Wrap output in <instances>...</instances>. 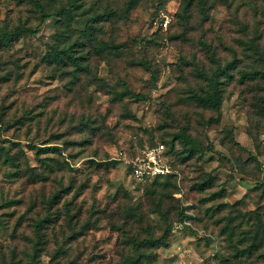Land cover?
<instances>
[{
	"label": "rangeland",
	"instance_id": "374dc122",
	"mask_svg": "<svg viewBox=\"0 0 264 264\" xmlns=\"http://www.w3.org/2000/svg\"><path fill=\"white\" fill-rule=\"evenodd\" d=\"M40 1L53 15L39 33L0 45V264H126L133 254L123 244L128 234L114 230L106 216L118 211L119 195L139 203L146 201L147 188L163 186L174 192L179 209L191 208L183 220L176 211L169 220L147 215L144 236L145 229L162 236L173 227L156 264H264V250L253 257L241 251L250 245L255 224L264 225V0H193L186 16L184 0H78L81 18L113 11L100 24L101 39L116 44L118 54L76 46L71 58H80V66L70 59L61 69L46 56L62 39L57 12L68 0ZM79 20L69 41L84 28ZM39 21L31 2L0 0V32ZM229 62L237 67L222 85L221 111L199 106L191 95L208 86L197 67ZM72 81L77 83L69 89ZM114 89L143 98L117 100ZM186 127L184 146L175 137ZM172 140L174 178L152 186L132 179V155L156 142L171 147ZM45 146H60L62 153L38 155ZM188 148L195 153L184 161ZM45 157L69 167L49 173ZM30 168L49 180L34 182ZM209 177L213 185L200 191ZM58 180L76 186L64 200L82 206L85 218L95 211L94 218L102 219L77 241L51 224L47 243L40 244L35 223L45 211L43 193L59 188ZM221 190V197L208 200ZM223 203L227 207L216 213ZM222 218L236 236L224 232L225 222H217Z\"/></svg>",
	"mask_w": 264,
	"mask_h": 264
},
{
	"label": "trees",
	"instance_id": "16d2710c",
	"mask_svg": "<svg viewBox=\"0 0 264 264\" xmlns=\"http://www.w3.org/2000/svg\"><path fill=\"white\" fill-rule=\"evenodd\" d=\"M19 3H26L31 2L35 8L40 12V21L36 27L26 26V25H19L12 30H4L0 32V45L2 44H10L14 40L19 39L24 34H31L37 35L40 31L41 25H43L48 19H50L53 13L49 12L45 9V4H43L40 0H17ZM78 0L72 1V3L68 0L67 3H62L60 6L59 11L57 12V16L60 17L61 26L64 28V31L60 32L59 36L62 38L60 39L59 43L53 46V50L49 52L46 56V61L48 63H56L59 69L62 68L63 64H67L72 55H74L75 47L82 46L86 47V49L92 51L94 49L96 54L105 53L107 56L109 55H117L118 46L114 43L107 42L102 40V31L103 26L100 24L102 21L110 20L111 17L114 15L113 11L107 10L104 12L95 11L92 14L91 18H81L78 15V11L84 7L82 4L77 3ZM207 1V0H202ZM131 3H134L132 1ZM206 3V2H205ZM184 13L185 16L189 15L188 13L191 10V6L193 5V0H184ZM91 10L93 8H90ZM81 19L84 23V28L78 29L76 39L74 41H69L72 32L76 27L72 28V24L74 22H78ZM81 21V22H82ZM68 38V40H65ZM64 45V46H63ZM63 46V47H62ZM116 51V52H114ZM209 51H213L209 48ZM214 57V54H210ZM84 58V57H83ZM214 59V58H213ZM212 61L216 64V60ZM182 61L187 64L185 58H182ZM74 65L80 66L81 59L74 58L73 59ZM72 62V63H73ZM143 65L147 66V63L144 62ZM213 66L209 67L207 70V64H203L202 68H198V75L203 77L207 80L208 88H204L199 91H195L191 95V99L199 104V106L208 108L210 110H214L216 112L221 111V104L223 99V84L226 83L230 78H233L232 71L236 68L235 62H229L226 65H222L219 63L217 68H212ZM79 71L75 67V71L72 72L74 79L77 81L80 77V74L77 72ZM76 81H72L70 83L72 89L73 86L77 83ZM112 92L114 93V99H122L125 95H132L138 99H142L143 95L139 93H135L129 89H125L123 92H118L116 89ZM213 120V118H212ZM210 120V121H212ZM180 138L183 141V145L186 146L187 144V127L183 128L179 133L176 134L175 139ZM175 140H172L171 147L163 142H156L150 144L151 146L156 145L158 143H163L167 146V153L170 155L174 150ZM188 154L183 158V160H188L192 158L193 154L195 153L194 149H187ZM41 152H51V153H62V148L60 146H45L40 147L37 150L38 155ZM42 165L47 169L49 173H53L56 170H62L64 167H69V163L65 160L54 159L52 157H45L41 158ZM173 164V163H172ZM31 175L34 177V182L38 181H46L49 180L50 175L43 172H35L30 168ZM176 174H169L166 176H160L155 178L152 181H145L143 184L154 185L159 183L161 179L165 178L168 181L175 177ZM60 186L52 191L49 196L43 193V202L45 204V211L44 213H40L39 217L35 223V233L38 239V243L45 244L47 243V237L49 233V227L51 224L57 225L62 233H66L68 241H77L82 235H85L88 230L97 229L100 225V221L102 217L98 216V218H94L96 216L95 211H90L88 217L83 216V207L78 205L77 202L74 200H64L69 194L72 193L73 189L76 187L74 184L70 183L68 186L64 185L63 180H58ZM73 182V181H72ZM213 185L212 178H206L203 183L199 184V190L204 191L208 187ZM263 187L264 190V183L260 185ZM149 188H153L154 190H149ZM146 189V201L133 203L129 198L128 195H119L122 199H120V203H118V211L106 216L109 219V223L112 228L116 231L121 232L122 234L126 235L123 244L126 246L131 247L133 250L132 256H128L126 259V264H156L157 258L159 257L158 249L162 246L168 245V238L173 230L172 224L168 225L166 232L162 236H156L155 233L150 230L145 229L147 235H142L141 230L144 229L143 223L146 220L148 214L151 213H158L167 220L170 219L171 214L175 211L177 212V218L180 220L186 219L188 215H186V211L191 207H186L179 209L176 205L175 199L173 194L174 192L170 191L169 186H163L161 189L149 187ZM220 195V196H219ZM223 195V190L219 191L217 194H214L208 200H214L217 197H221ZM178 201V200H177ZM228 204L223 203L215 207V212L221 211L223 208L225 209ZM208 211L211 209L208 208ZM88 213V211H87ZM103 214H106V210H103ZM252 214H256L252 212ZM124 216V217H123ZM122 219V222L120 221ZM233 219V218H232ZM225 222L223 224L224 232H229V224L222 218L219 219L217 222L220 223ZM66 227V228H65ZM72 231V233H70ZM235 227L231 229L229 232V237L236 236ZM246 239V238H245ZM244 237L239 238L238 243L240 245L244 244L246 241ZM250 245L242 249V255L253 257L257 251L264 250V225L261 223L255 224L253 230L250 234ZM61 250V248H60ZM42 251V250H41ZM43 253V252H42ZM41 253V254H42ZM264 256V251L262 252ZM57 256V254H56ZM4 257V255H3ZM37 255H35V258ZM55 257V256H54Z\"/></svg>",
	"mask_w": 264,
	"mask_h": 264
},
{
	"label": "built area",
	"instance_id": "2783aa9c",
	"mask_svg": "<svg viewBox=\"0 0 264 264\" xmlns=\"http://www.w3.org/2000/svg\"><path fill=\"white\" fill-rule=\"evenodd\" d=\"M169 156L167 146L163 143L146 145L127 160L132 179L145 182L160 176L175 174Z\"/></svg>",
	"mask_w": 264,
	"mask_h": 264
}]
</instances>
